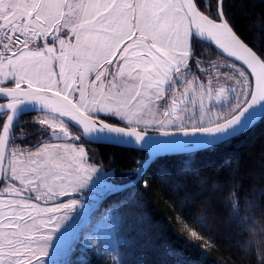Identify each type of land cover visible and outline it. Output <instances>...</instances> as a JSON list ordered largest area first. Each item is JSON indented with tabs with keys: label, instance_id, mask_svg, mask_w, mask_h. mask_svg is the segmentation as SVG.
I'll list each match as a JSON object with an SVG mask.
<instances>
[{
	"label": "snow or ice",
	"instance_id": "snow-or-ice-1",
	"mask_svg": "<svg viewBox=\"0 0 264 264\" xmlns=\"http://www.w3.org/2000/svg\"><path fill=\"white\" fill-rule=\"evenodd\" d=\"M213 7V0H0V99L7 100L0 103V264H45L53 234L80 204L54 202L99 183L100 170L75 141L131 147L150 128L168 137L174 127L201 139L156 142L162 152L177 144L199 151L264 117V57L233 31L223 0ZM205 45L219 60L196 51ZM32 111L40 127L27 132L20 117ZM101 113L124 126L99 120ZM31 139L35 148L19 146ZM154 159L137 162L129 184L107 187L105 198L135 187ZM115 215L110 208L102 219Z\"/></svg>",
	"mask_w": 264,
	"mask_h": 264
},
{
	"label": "trees",
	"instance_id": "trees-1",
	"mask_svg": "<svg viewBox=\"0 0 264 264\" xmlns=\"http://www.w3.org/2000/svg\"><path fill=\"white\" fill-rule=\"evenodd\" d=\"M223 8L235 33L264 57V0H223ZM196 51L213 57L207 45ZM32 124H23L25 131ZM87 145L121 184L147 158L139 150ZM102 207L120 215L115 260L73 244L63 264H264V117L227 143L157 160L135 187L111 195ZM185 222L201 239L189 234Z\"/></svg>",
	"mask_w": 264,
	"mask_h": 264
},
{
	"label": "rangeland",
	"instance_id": "rangeland-1",
	"mask_svg": "<svg viewBox=\"0 0 264 264\" xmlns=\"http://www.w3.org/2000/svg\"><path fill=\"white\" fill-rule=\"evenodd\" d=\"M41 43H43V41H41ZM211 59L213 61H217L219 60V57L213 55ZM8 85L12 86L10 83ZM206 103H208L207 99H206ZM39 115L40 114L30 117L28 121L33 122L34 120L37 119ZM99 119L111 123L115 122L118 126H124L123 124H120L119 121H116L115 118L105 116L103 113L99 115ZM32 125H33L32 129L33 127L36 128L40 127V125L38 124L35 125L32 124ZM170 130H177V129L174 127H170L168 131ZM148 132H159V130L153 127L150 128ZM74 143L78 146H83L85 148V151L87 153L86 163L95 165V167L100 170L98 173L100 180L99 183L92 188L82 189L81 191L74 192L68 196H61L56 200V202H54V203H66L71 199H76L80 202V204L74 210H70L69 215L71 218L64 224V227L59 232L53 234V240L51 242V246L48 249V253H49L48 256L41 257V259L45 261V264H63L64 259L68 256L71 246L73 244H74L73 247L78 246L81 249H87L95 252L96 254H102L111 258L113 257L116 258V255L118 254L117 251L118 239L116 236V229L118 225V218L120 216L119 212H117V215L112 216L107 221L102 219L105 213L110 208H114V207H108V208L102 207L101 210L99 209V211H97V214L93 216L91 215L87 219L86 223L83 226H81L75 241L72 243V239L75 236L78 227L82 224L85 217L93 207L94 200H88V197L91 195L103 196L104 190L107 187L111 185H120L122 182V180L116 176L115 171L103 169L99 165L95 157V154L93 152V149L88 147L87 145L88 143L84 142L83 139L75 141ZM19 146L23 148H32L30 146H34V140L32 141L26 140L23 143H21ZM47 206L48 207L53 206V202H50ZM100 248H106L109 250L115 248V251L98 253L97 250Z\"/></svg>",
	"mask_w": 264,
	"mask_h": 264
},
{
	"label": "water",
	"instance_id": "water-1",
	"mask_svg": "<svg viewBox=\"0 0 264 264\" xmlns=\"http://www.w3.org/2000/svg\"><path fill=\"white\" fill-rule=\"evenodd\" d=\"M230 25V24H229ZM234 31V30H233ZM235 32V31H234ZM238 36V35H237ZM239 37V36H238ZM240 38V37H239ZM241 39V38H240ZM242 42H244L242 39H241ZM245 43V42H244ZM246 44V43H245ZM247 45V44H246ZM215 51H219L217 49H215V45H212L211 46ZM258 55V54H257ZM0 103H7V100L6 99H0ZM37 114H40L39 112H36V111H32V112H28L24 115H22L21 117L23 116H27V115H37ZM20 117V118H21ZM263 117H258L256 121L253 122V125L250 127L252 128L254 125H256ZM66 119V118H65ZM100 120V119H99ZM104 121V120H103ZM107 122V121H105ZM110 123V122H109ZM69 126L74 128L75 130H77V127L73 124V122H69ZM249 128V129H250ZM248 129V130H249ZM248 130H245L244 132L248 131ZM169 132L172 133L171 136H168V137H164V136H161L160 134V131L159 132H147L145 134V141L144 142H141V145H136L135 144V141L134 139L132 140V145L131 147L129 146H123V145H115V144H111V143H91V145H108V146H116V147H121V148H127V149H134V150H139V151H143L146 153L147 155V158L148 159V156L149 154L151 153L152 155L155 156V159L146 167L145 171L150 167L151 164H153L154 162H156L157 160L159 159H163V158H166V157H172V156H180V155H188V154H193V153H199L201 151H204V150H199V151H194V150H191V149H186V148H181L179 146V144L175 145L171 150L169 151H166V152H162L160 147H159V144L156 143V142H159V141H176V142H182V141H186V140H189V139H201V137L199 135H197L196 137H184L182 135V133H180L178 130H170ZM243 132V133H244ZM79 135H82V129H80V131L78 132ZM242 133V134H243ZM241 135V134H240ZM239 136V135H238ZM235 138V137H234ZM233 139V138H232ZM231 140V139H230ZM85 141V140H84ZM86 142V141H85ZM87 143V142H86ZM145 143H150L151 144V147H143L142 145L145 144ZM90 144V143H88ZM218 145H221V144H218ZM216 145V146H218ZM214 146V147H216ZM213 148V147H211ZM210 149V148H208ZM207 150V149H206ZM144 171V173H145ZM144 175V174H143ZM130 182V181H129ZM129 182L127 183H124L123 185H128ZM131 188V186L129 187ZM119 193V192H118ZM117 194V193H116ZM114 195V194H113ZM111 195H108L106 198L105 196H96V195H91L88 197V200H94L93 202V207L92 209L89 211V213L87 214V216L85 217L84 221L82 222V224L78 227L77 231H76V234L75 236L73 237L72 239V243L75 241L78 233H79V230L81 228V226H83L87 219L96 211L99 209V207L101 206V204L106 200L108 199V197H110ZM56 202V201H55Z\"/></svg>",
	"mask_w": 264,
	"mask_h": 264
},
{
	"label": "flooded vegetation",
	"instance_id": "flooded-vegetation-1",
	"mask_svg": "<svg viewBox=\"0 0 264 264\" xmlns=\"http://www.w3.org/2000/svg\"><path fill=\"white\" fill-rule=\"evenodd\" d=\"M33 116H34V115H33ZM33 116H32V117H33ZM27 117L29 118V117H31V116L27 115V116H23V117H21V118H20V123H21V124H26V123H28ZM70 128H71V131H72L74 134H79V133L77 132V130H75V129L72 128V127H70ZM32 140H34V146H30V147L35 148L36 145H37V140H36V139H31V140H28V141H32ZM25 145H27V144H25ZM29 145H30V144H29Z\"/></svg>",
	"mask_w": 264,
	"mask_h": 264
}]
</instances>
